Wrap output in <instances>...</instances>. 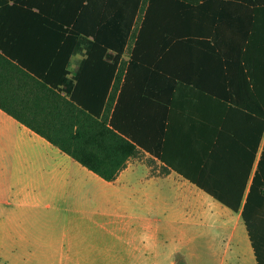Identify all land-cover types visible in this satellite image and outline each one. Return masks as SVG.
<instances>
[{
    "label": "crops",
    "instance_id": "crops-1",
    "mask_svg": "<svg viewBox=\"0 0 264 264\" xmlns=\"http://www.w3.org/2000/svg\"><path fill=\"white\" fill-rule=\"evenodd\" d=\"M2 1L0 97H52L43 80L25 83L4 64L11 60L6 55H14V65L21 61L27 71L47 73L56 54V19L70 16L64 13L70 4L102 21L130 4V0ZM181 1L197 5L199 12L183 16L159 5L154 19L158 24L140 34L149 5V0H141L114 95V105L123 94L133 103L148 97L151 105L134 109L138 112L134 115L149 118L151 111L163 110L169 119L166 126L177 128L180 136L197 126L193 117H218L221 103L216 97H248L251 105V85L244 81L240 89L238 81L239 90L226 87L229 76L236 80L239 66L231 63L235 72L229 73L218 53L264 55V0ZM92 41L93 36L79 38L68 64L67 84L57 90L61 97H71L68 92ZM175 147L181 149V142ZM263 150L264 136L243 203ZM142 153L149 162L130 159L109 182L0 108V255L22 263L176 264L177 253L189 260L207 238L221 264L236 259L258 264L242 208L233 211L177 171H167L158 158ZM142 234L151 238L150 246L145 247ZM161 246L163 252L158 250Z\"/></svg>",
    "mask_w": 264,
    "mask_h": 264
},
{
    "label": "trees",
    "instance_id": "trees-1",
    "mask_svg": "<svg viewBox=\"0 0 264 264\" xmlns=\"http://www.w3.org/2000/svg\"><path fill=\"white\" fill-rule=\"evenodd\" d=\"M1 1L0 6L4 2ZM134 2L131 4L130 0L129 6L119 9L107 21L70 4L64 12L70 16L56 19V54L47 73L27 71L21 61H18L21 65H14V55H6L11 60L5 59L4 64L25 83L43 80L52 97H0V108L109 182L116 180L129 160L138 158L142 150L150 153L168 166L167 171L169 168L177 171L233 211L242 208L258 264H264V150L243 203L264 136V68H260L264 55L218 53L229 73L235 72L231 71V63L239 66L236 80L229 76L226 87L239 90L238 81L240 89L244 81L247 87L251 85L254 93L251 105L248 97H216L221 103L218 117L198 115L190 119L197 123L191 133L175 134L177 128L166 126L169 119L163 110L151 111L149 118L134 115L138 113L134 109L151 105L148 97L135 98L138 102L134 104L127 102L123 94L114 105L116 82L122 74L121 58L141 0ZM159 5L183 16L199 12L197 5L181 0H149L140 34L158 24L154 19ZM81 36H93L94 41L68 92L71 97H61L57 90L67 84L68 64ZM140 37L132 54V65L137 59ZM251 40L254 44L255 39ZM109 50L116 55L108 54ZM179 141L181 149L175 147ZM182 255L176 254L177 264H186V260L179 259Z\"/></svg>",
    "mask_w": 264,
    "mask_h": 264
},
{
    "label": "rangeland",
    "instance_id": "rangeland-1",
    "mask_svg": "<svg viewBox=\"0 0 264 264\" xmlns=\"http://www.w3.org/2000/svg\"><path fill=\"white\" fill-rule=\"evenodd\" d=\"M139 160L141 161H148L149 159L145 154H141L139 156ZM207 239V238H205ZM203 239L200 242L199 245V251L198 255H193L189 260L188 258L183 254L182 256L179 257V259L186 260V264H221L220 260H218V256L211 251V248H209V243ZM2 247L0 246V254ZM159 252H163L165 250V247L161 246L159 247ZM175 262L177 264V256L175 255ZM0 264H126V263H117V262H105V263H75V262H49V263H22V262H8L6 261L2 255H0ZM168 264V263H165ZM228 264H243L242 260L236 259L235 261L228 263Z\"/></svg>",
    "mask_w": 264,
    "mask_h": 264
},
{
    "label": "clouds",
    "instance_id": "clouds-1",
    "mask_svg": "<svg viewBox=\"0 0 264 264\" xmlns=\"http://www.w3.org/2000/svg\"><path fill=\"white\" fill-rule=\"evenodd\" d=\"M140 239H141V241H143L145 243V247L150 246V244H151V238L149 236H147L145 234H142L140 236Z\"/></svg>",
    "mask_w": 264,
    "mask_h": 264
}]
</instances>
